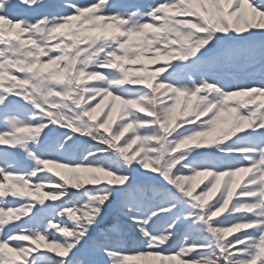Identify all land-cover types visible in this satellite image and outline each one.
<instances>
[{
  "label": "snow or ice",
  "instance_id": "snow-or-ice-1",
  "mask_svg": "<svg viewBox=\"0 0 264 264\" xmlns=\"http://www.w3.org/2000/svg\"><path fill=\"white\" fill-rule=\"evenodd\" d=\"M0 264H264V0H0Z\"/></svg>",
  "mask_w": 264,
  "mask_h": 264
},
{
  "label": "rangeland",
  "instance_id": "rangeland-1",
  "mask_svg": "<svg viewBox=\"0 0 264 264\" xmlns=\"http://www.w3.org/2000/svg\"><path fill=\"white\" fill-rule=\"evenodd\" d=\"M10 203H12V202H10Z\"/></svg>",
  "mask_w": 264,
  "mask_h": 264
}]
</instances>
